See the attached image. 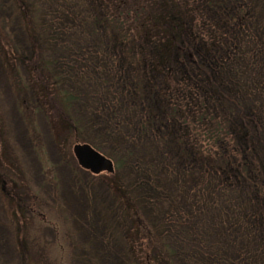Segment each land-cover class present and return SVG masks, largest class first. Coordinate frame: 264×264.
<instances>
[{"label": "trees", "instance_id": "1", "mask_svg": "<svg viewBox=\"0 0 264 264\" xmlns=\"http://www.w3.org/2000/svg\"><path fill=\"white\" fill-rule=\"evenodd\" d=\"M13 4L29 53L21 67L5 44L0 54L29 145L42 126L115 172L93 176L59 155L79 195L74 247L49 210L35 214L1 122L0 264H264V0Z\"/></svg>", "mask_w": 264, "mask_h": 264}, {"label": "rangeland", "instance_id": "2", "mask_svg": "<svg viewBox=\"0 0 264 264\" xmlns=\"http://www.w3.org/2000/svg\"><path fill=\"white\" fill-rule=\"evenodd\" d=\"M14 4L13 0H0V50L2 44H5L3 48L7 57H13V66L21 67L22 62L18 61V56H26L29 52L26 50L25 45H29L26 36L22 34V29L18 30L20 27L18 22L14 17ZM23 22H20V26H23ZM4 34V35H3ZM23 50V51H22ZM5 54H0V123L4 125L6 132V144L5 149L13 151L18 158L23 162V167L27 170V175L17 181V183H23L26 185L30 192L36 194L40 199L42 204L37 202L34 207L35 214L40 211L49 210L54 218V221L60 226H62L72 240L74 247L79 244V235L74 227L72 218L77 217L75 210L79 208L77 204L78 193L70 192L68 187V178L65 165H60L59 155L66 156L69 161L70 157L74 160L77 165L76 159L72 153L73 143L72 139L67 136L54 137L52 134L48 135L44 131V127L39 126V134L41 137L39 139L41 142L39 144H34L33 147L29 145L28 134L26 133V124L21 123L20 113L17 110L16 95L10 86V79L5 80L7 72H4L3 66L6 64ZM16 57V59H15ZM12 79V78H11ZM24 80V78H23ZM24 88L30 87L31 83L24 82ZM32 87V85H31ZM39 86L34 89H38ZM25 91V90H24ZM39 124V123H38ZM37 131V132H38ZM44 135V136H43ZM36 141V140H35ZM44 142V143H43ZM73 143V144H72ZM70 146V152L68 153L67 146ZM36 146V147H35ZM7 147V148H6ZM0 160H3L2 157ZM7 160L4 159L3 164H8ZM115 167V166H114ZM20 173L21 171H17ZM115 172V171H114ZM114 172L112 174H114ZM17 173V174H18ZM101 178L108 176V174L99 175ZM105 179L102 181L104 182ZM100 181V182H102ZM58 186V187H57ZM96 187L100 191L95 198L99 199L100 195H104L106 190L102 185L96 184ZM100 187L102 188L100 190ZM96 190V191H98ZM102 204L105 207H110V200H105V198H100ZM17 212L21 211V208H16ZM24 220L26 225L29 226L27 229L32 234H34V239L41 236L42 228L39 226L36 218L31 216L33 213L24 212ZM1 220L5 221L6 215L1 212ZM22 227L26 225L24 223H19ZM48 230L44 231L42 234L43 243H51L52 240L48 239ZM53 235V240L55 235ZM50 250V249H49ZM11 259V260H10ZM12 264L17 263L18 260L9 258ZM10 261H7L10 263Z\"/></svg>", "mask_w": 264, "mask_h": 264}, {"label": "water", "instance_id": "3", "mask_svg": "<svg viewBox=\"0 0 264 264\" xmlns=\"http://www.w3.org/2000/svg\"><path fill=\"white\" fill-rule=\"evenodd\" d=\"M72 153L78 166L93 175L112 174L114 172L113 162L93 150L89 145L75 144Z\"/></svg>", "mask_w": 264, "mask_h": 264}]
</instances>
